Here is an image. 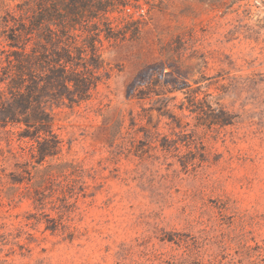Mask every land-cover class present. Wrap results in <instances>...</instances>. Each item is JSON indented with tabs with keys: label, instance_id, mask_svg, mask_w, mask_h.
Wrapping results in <instances>:
<instances>
[{
	"label": "rangeland",
	"instance_id": "obj_1",
	"mask_svg": "<svg viewBox=\"0 0 264 264\" xmlns=\"http://www.w3.org/2000/svg\"><path fill=\"white\" fill-rule=\"evenodd\" d=\"M123 1L110 18L139 33L103 51L90 101L55 108L51 163L93 169L68 228L9 205L26 157L0 128V264H264V0ZM11 33L0 18V53Z\"/></svg>",
	"mask_w": 264,
	"mask_h": 264
},
{
	"label": "trees",
	"instance_id": "obj_2",
	"mask_svg": "<svg viewBox=\"0 0 264 264\" xmlns=\"http://www.w3.org/2000/svg\"><path fill=\"white\" fill-rule=\"evenodd\" d=\"M121 6L126 8L128 2L19 0L0 13L12 32L9 49L0 53V96L10 94L9 101L0 105V128L7 134L12 157H26L23 163L16 162L21 178L11 182L8 203L13 206L29 200L42 214L48 207L57 209L58 219H53L50 228L53 233L68 228L63 220L88 195L87 178L93 177V169L81 162L51 163L63 144L54 129L55 108L73 109L90 101L99 82L109 77L103 51L139 33L138 27L129 38L127 17L110 18L121 12ZM9 126L20 130H9ZM24 138L33 141L27 150L21 143ZM15 140L16 150L12 148Z\"/></svg>",
	"mask_w": 264,
	"mask_h": 264
}]
</instances>
